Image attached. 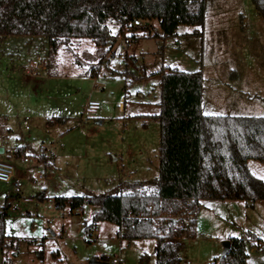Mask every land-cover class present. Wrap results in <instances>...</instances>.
<instances>
[{"label": "rangeland", "instance_id": "1", "mask_svg": "<svg viewBox=\"0 0 264 264\" xmlns=\"http://www.w3.org/2000/svg\"><path fill=\"white\" fill-rule=\"evenodd\" d=\"M110 27L117 34L118 26ZM136 34L129 46L128 37L119 36L110 51L89 38L74 39L73 53L63 47L52 53L41 36L0 37V139L7 151L25 144L34 156L30 163H23L27 154L14 162L17 155L0 156L23 180L19 195L11 183L0 182V213L8 196L17 204L16 211H5L14 264H90L93 258L103 264H114L115 258L117 264H157L156 239H124L122 228L109 221L86 234L94 208L71 211L55 199L115 194L126 183L158 178L157 72L163 67L203 74L205 114L264 116V17L251 0H206L204 25H181L173 38L155 37L163 35L158 20L143 22ZM96 64H101L98 76L79 74ZM90 100L101 108L87 111ZM26 116L30 130L23 124ZM42 144L47 160L38 165ZM38 167L48 175L35 183L29 177ZM248 168L264 177V163L250 159ZM203 202L195 235L180 240L181 264H211L221 256L227 233L254 234L264 243V201Z\"/></svg>", "mask_w": 264, "mask_h": 264}, {"label": "trees", "instance_id": "2", "mask_svg": "<svg viewBox=\"0 0 264 264\" xmlns=\"http://www.w3.org/2000/svg\"><path fill=\"white\" fill-rule=\"evenodd\" d=\"M251 2L264 17V0ZM135 20H158L163 35L155 37L173 38L181 25H204L206 0H0V37L41 36L52 53L60 47L72 52V40L82 38L110 51L119 36L138 39L140 27ZM111 24L118 26L117 34ZM75 62L83 67L79 58ZM101 64L83 68L80 75L98 76ZM157 73L161 78L156 115L160 123L158 178L126 183L115 194L56 197L55 201L71 211L94 208L84 226L86 234L98 222L109 221L122 228L124 239H156L157 264H181L180 240L195 235L203 201H246L251 206L264 201V180L248 168L250 159L264 163V116L205 114L201 72L165 66ZM25 151L19 147L16 155ZM12 199L7 197L5 211ZM5 211L0 213L1 264H14L7 252L14 240L6 243ZM229 240V252L211 264H247L249 248L264 251V243L254 234ZM38 257L43 258L42 251Z\"/></svg>", "mask_w": 264, "mask_h": 264}, {"label": "built area", "instance_id": "3", "mask_svg": "<svg viewBox=\"0 0 264 264\" xmlns=\"http://www.w3.org/2000/svg\"><path fill=\"white\" fill-rule=\"evenodd\" d=\"M143 21L141 20H135L134 25L137 27H141L142 26ZM130 41L132 42V40H130L129 38H127V45H130ZM101 108V103L99 101H94V100H90L88 101V103L86 104V110L87 111H97ZM30 117L26 116L23 124L25 126V128L27 130H30L31 128V123H30ZM48 150V147L44 144H42L39 147V151H38V155L35 156V159L38 161V165L42 162V157L46 155ZM8 154H10V156H15L16 155V150L11 149L9 151H7ZM34 160V156L28 155L26 157L23 158V161L25 163H30ZM16 170H15V166L11 161H2L0 160V182H4V183H11L14 191L17 195H19V193H21L22 188H23V180L21 178H19L18 176H16ZM47 169L45 167H38L37 170H35L29 177L30 181H33L35 183L41 182L43 181L46 177H47ZM17 209V204L12 203L9 207V210L11 211H16ZM78 211H83L82 209H77ZM113 263L117 264L119 263V259L115 258L113 259ZM185 264H193L191 261H186Z\"/></svg>", "mask_w": 264, "mask_h": 264}, {"label": "crops", "instance_id": "4", "mask_svg": "<svg viewBox=\"0 0 264 264\" xmlns=\"http://www.w3.org/2000/svg\"><path fill=\"white\" fill-rule=\"evenodd\" d=\"M187 34H190V32H188ZM0 146H2V147L5 148V153H6L7 152V147L4 146V144H3V142H2L1 139H0ZM19 147H25L26 151H25V153L23 155H26V154L29 155L27 153V145H25V144H19L17 147L11 148V149L17 150V148H19ZM20 157L16 156V159H12V158L11 159H12L13 162L14 161H19L20 160ZM42 159H43L42 162L46 163V160H47L46 155L43 156ZM23 163H25V162L23 161ZM204 203L205 202H203V206H204ZM212 203H216V202H212ZM214 205H216V204H214ZM247 205L251 206L250 203H247ZM222 238H225V239L229 240L230 236L227 233V234H224V237H222ZM247 264H264V251L261 252V251H257L255 248H249V250H248V258H247Z\"/></svg>", "mask_w": 264, "mask_h": 264}, {"label": "water", "instance_id": "5", "mask_svg": "<svg viewBox=\"0 0 264 264\" xmlns=\"http://www.w3.org/2000/svg\"><path fill=\"white\" fill-rule=\"evenodd\" d=\"M5 153V148L0 146V156L4 155ZM250 203V202H249ZM231 247V241L230 240H225L223 241V251L220 257H224L230 250ZM90 264H103L100 260L93 258L90 260Z\"/></svg>", "mask_w": 264, "mask_h": 264}, {"label": "snow or ice", "instance_id": "6", "mask_svg": "<svg viewBox=\"0 0 264 264\" xmlns=\"http://www.w3.org/2000/svg\"><path fill=\"white\" fill-rule=\"evenodd\" d=\"M262 179H264V177H261Z\"/></svg>", "mask_w": 264, "mask_h": 264}]
</instances>
